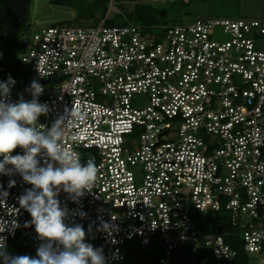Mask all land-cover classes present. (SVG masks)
<instances>
[{"label":"built area","instance_id":"obj_1","mask_svg":"<svg viewBox=\"0 0 264 264\" xmlns=\"http://www.w3.org/2000/svg\"><path fill=\"white\" fill-rule=\"evenodd\" d=\"M102 1L112 9L114 0ZM145 29L106 20L61 24L32 32L19 55L44 88L38 101L49 111L38 123L51 128L64 117L66 150L82 163L94 158L99 169L82 196L60 188L64 223L82 225L84 242L102 249L105 264H123L133 240L143 248L161 244L160 264L179 247L205 248L229 264H248L251 256L264 264V51L256 47L264 12L256 19L198 17L167 27L161 41ZM7 36L0 31V41ZM5 58L2 43L0 82L15 80L10 101H30V87L19 86ZM73 107L82 119L70 118ZM37 158L59 167L43 151ZM32 187L19 173L0 174V237L37 252L47 241L35 226L22 229L29 213L18 202ZM211 212L228 215L245 262H237L240 252L225 235L198 228L193 213Z\"/></svg>","mask_w":264,"mask_h":264},{"label":"clouds","instance_id":"obj_2","mask_svg":"<svg viewBox=\"0 0 264 264\" xmlns=\"http://www.w3.org/2000/svg\"><path fill=\"white\" fill-rule=\"evenodd\" d=\"M15 80L9 76L7 81L0 82V174L19 173L26 183L33 187L18 197L21 208L31 216L30 224L35 226L38 238L46 240L37 248V257L27 255L11 256L7 253L5 238L0 237V258L3 264H105L102 249L94 248L84 242L85 231L82 225L67 226L64 220L67 211L62 209L56 198L60 188L74 193L77 197L84 190L91 191L97 179L98 166L94 158L81 162L79 153L68 152L65 148V118L56 119L51 128L38 123L41 115L49 111L47 104H41L38 97L43 94V86L33 80L29 91L32 99L10 101L11 88ZM70 118L82 119L79 111L73 107ZM69 120V119H68ZM67 120V121H68ZM74 143H79V136L73 135ZM22 148L24 154L12 156L16 148ZM44 152L50 161L57 162L59 167L45 161L42 166L38 154ZM12 165V169L6 166ZM15 181L9 182V187ZM7 192L3 193L6 197ZM14 227L19 225L12 221ZM29 222L25 223V227ZM6 224L0 221V232L5 231ZM107 224H103L105 230ZM53 242L63 245V250L53 248Z\"/></svg>","mask_w":264,"mask_h":264},{"label":"rangeland","instance_id":"obj_3","mask_svg":"<svg viewBox=\"0 0 264 264\" xmlns=\"http://www.w3.org/2000/svg\"><path fill=\"white\" fill-rule=\"evenodd\" d=\"M65 2L71 3L70 6ZM152 4L157 7L153 21L145 31L157 41L163 39L165 29L172 25L190 24L196 18L222 20L256 19L264 12V0H114L110 4L98 0H33L31 31L68 24L76 27H95L106 20L108 25L121 27L128 19L135 20V7ZM161 12L160 14H158ZM131 24H134L132 23ZM256 47L264 51V39H257ZM260 257L251 256L248 264H260Z\"/></svg>","mask_w":264,"mask_h":264},{"label":"trees","instance_id":"obj_4","mask_svg":"<svg viewBox=\"0 0 264 264\" xmlns=\"http://www.w3.org/2000/svg\"><path fill=\"white\" fill-rule=\"evenodd\" d=\"M57 1V0H56ZM105 5L107 2L98 0ZM185 1V0H183ZM33 0H0V31L8 33L7 38L3 43L6 58L4 66L6 70L11 72L18 80L21 88H29L33 79V73L28 65L24 64L19 55L24 52L31 37V9ZM71 3L65 2V5L70 6ZM157 7L152 4L138 5L135 7L134 22L127 20V23H140L150 24L153 21V12L157 11ZM159 12L158 14H160ZM107 26H115L108 25ZM123 24L122 26H125ZM194 219L198 228L204 233L208 234H221L225 235L226 240L239 250V262H245V257L242 253L240 244L234 242V231L231 228L229 217L227 214L208 213L205 215L193 213ZM30 214L23 220L22 229L25 230L29 227H34L30 224ZM29 222V226L25 227V223ZM7 253L11 256L27 255L32 258H38L37 252L24 247L20 239H15L9 242L6 246ZM126 256L123 264H160L159 260L163 256V246L160 244L152 243L150 247L143 248L139 242L131 241L126 245ZM0 264H3V259L0 258ZM169 264H229L224 261L217 260L211 251L202 249H191L187 247H179L173 250Z\"/></svg>","mask_w":264,"mask_h":264}]
</instances>
